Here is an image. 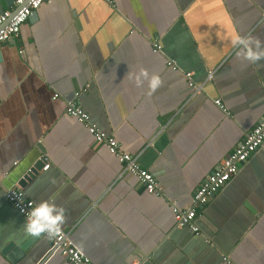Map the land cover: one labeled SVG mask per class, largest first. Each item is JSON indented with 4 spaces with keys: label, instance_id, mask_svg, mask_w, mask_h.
Masks as SVG:
<instances>
[{
    "label": "crops",
    "instance_id": "1",
    "mask_svg": "<svg viewBox=\"0 0 264 264\" xmlns=\"http://www.w3.org/2000/svg\"><path fill=\"white\" fill-rule=\"evenodd\" d=\"M34 13L0 46V264H71L24 233L12 186L63 206L62 227L92 264H264V144L198 208L199 233L172 206L192 207L264 116V59L250 63L226 31L264 41V0H52ZM141 68L162 79L151 94L129 78ZM185 72L204 84L193 96ZM75 91L93 123L141 155L161 195L120 177L119 159L67 113Z\"/></svg>",
    "mask_w": 264,
    "mask_h": 264
},
{
    "label": "built area",
    "instance_id": "2",
    "mask_svg": "<svg viewBox=\"0 0 264 264\" xmlns=\"http://www.w3.org/2000/svg\"><path fill=\"white\" fill-rule=\"evenodd\" d=\"M51 1L52 0H16V5L19 6L17 11L10 9L5 10L0 14V46L18 35L24 22H26L42 4ZM107 1L113 3V0ZM160 48L161 45L155 44V51L160 50ZM168 65L174 70H179V66L174 60H169ZM214 73V70L209 72L207 81L213 77ZM185 76L188 79V87L192 90L190 96L197 94L204 84L196 83L192 78V72H185ZM58 96V93L54 94V98H57ZM79 96L80 91H75L74 98L66 102L67 113L85 124L95 140L105 143L109 151L119 159L123 164V171L121 172L120 177L125 174L136 176L148 193L158 196L161 195L163 193V187L153 172L141 166L139 162L141 155H133L124 151L121 149L118 140L113 135L107 134L93 123L90 119L89 113L85 111L78 102ZM215 103L224 111H227L219 98L215 99ZM263 144L264 116L196 189L192 196V207L182 208L178 206L176 202L172 203L174 217L177 224L179 226H188L195 233H199V226L195 222L198 208L205 206L214 193L222 189L234 176H236L240 166L258 149H260ZM41 159L43 161V170L49 169L51 166L49 158L43 154ZM5 197L25 218L30 206H34L36 203L29 198L25 191L19 186L6 188ZM71 232L72 228L67 229L62 227L61 232L57 237L48 239L50 241L48 257L55 253H61L71 264H92L91 258L73 241Z\"/></svg>",
    "mask_w": 264,
    "mask_h": 264
},
{
    "label": "clouds",
    "instance_id": "3",
    "mask_svg": "<svg viewBox=\"0 0 264 264\" xmlns=\"http://www.w3.org/2000/svg\"><path fill=\"white\" fill-rule=\"evenodd\" d=\"M226 31L231 44L234 47L240 46L245 59L250 63L255 64L264 59V41L259 37L241 36L231 28L230 23L227 25ZM128 75L138 87L147 80L149 94L155 92L163 83L158 73L150 74L144 68L136 73L129 72ZM65 222L66 216L63 206L49 199L38 200L34 206H30L23 230L26 235L31 237L44 235L48 239H53L60 234Z\"/></svg>",
    "mask_w": 264,
    "mask_h": 264
},
{
    "label": "water",
    "instance_id": "4",
    "mask_svg": "<svg viewBox=\"0 0 264 264\" xmlns=\"http://www.w3.org/2000/svg\"><path fill=\"white\" fill-rule=\"evenodd\" d=\"M15 1L16 0H4L5 5L7 7H10L13 10H16L17 11L19 9V6H15L14 5ZM4 11H5V6L3 5L2 0H0V14H2ZM33 14H35V13H33ZM33 14H32V16H30V19L33 17ZM36 172H37L36 168H32L31 171L28 173V176L26 178H29V176H32Z\"/></svg>",
    "mask_w": 264,
    "mask_h": 264
}]
</instances>
